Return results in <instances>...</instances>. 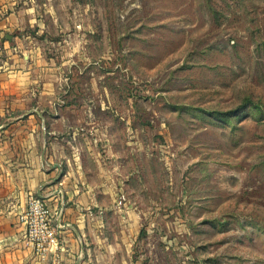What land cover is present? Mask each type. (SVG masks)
<instances>
[{
	"label": "rangeland",
	"instance_id": "obj_1",
	"mask_svg": "<svg viewBox=\"0 0 264 264\" xmlns=\"http://www.w3.org/2000/svg\"><path fill=\"white\" fill-rule=\"evenodd\" d=\"M37 1L92 264H264V0Z\"/></svg>",
	"mask_w": 264,
	"mask_h": 264
},
{
	"label": "crops",
	"instance_id": "obj_2",
	"mask_svg": "<svg viewBox=\"0 0 264 264\" xmlns=\"http://www.w3.org/2000/svg\"><path fill=\"white\" fill-rule=\"evenodd\" d=\"M37 6V0H0V264H92L87 235L99 226L100 196L71 174L67 147L52 129L64 114L51 113L54 88L36 79L30 30L39 26ZM31 195L67 223L55 251L39 253L23 236L21 214Z\"/></svg>",
	"mask_w": 264,
	"mask_h": 264
},
{
	"label": "built area",
	"instance_id": "obj_3",
	"mask_svg": "<svg viewBox=\"0 0 264 264\" xmlns=\"http://www.w3.org/2000/svg\"><path fill=\"white\" fill-rule=\"evenodd\" d=\"M25 226L23 236L39 253L55 251L60 247L59 231L67 226L58 210L41 196L31 195L25 211L21 214Z\"/></svg>",
	"mask_w": 264,
	"mask_h": 264
}]
</instances>
